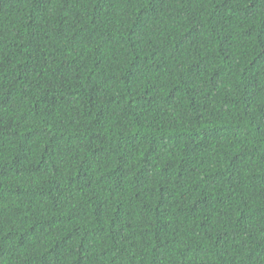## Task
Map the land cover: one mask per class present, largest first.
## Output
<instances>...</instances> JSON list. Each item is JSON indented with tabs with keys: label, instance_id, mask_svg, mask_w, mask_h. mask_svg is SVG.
<instances>
[{
	"label": "trees",
	"instance_id": "obj_1",
	"mask_svg": "<svg viewBox=\"0 0 264 264\" xmlns=\"http://www.w3.org/2000/svg\"><path fill=\"white\" fill-rule=\"evenodd\" d=\"M0 264H264V0H0Z\"/></svg>",
	"mask_w": 264,
	"mask_h": 264
}]
</instances>
